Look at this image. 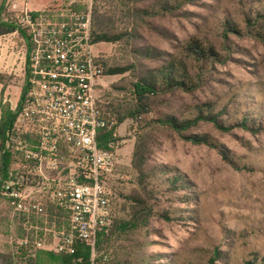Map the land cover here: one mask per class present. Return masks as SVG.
<instances>
[{
  "label": "rangeland",
  "instance_id": "374dc122",
  "mask_svg": "<svg viewBox=\"0 0 264 264\" xmlns=\"http://www.w3.org/2000/svg\"><path fill=\"white\" fill-rule=\"evenodd\" d=\"M23 1L39 11L63 0H0L1 18L11 20L12 4ZM162 5L172 9L161 10ZM80 6L90 7L91 20L94 8L106 14L103 27L109 36L136 34L137 40L162 51L183 46L195 37L215 44L226 56L210 69V85L204 84L193 95L177 92L159 96L146 113L121 122L116 117L125 109L113 114L116 123L109 148L115 165L108 181L112 204L106 230L100 234L113 230L115 217H128L121 211L127 205L123 196L139 188L131 165L132 152L137 139L147 132L152 148L147 172L151 175L148 188H153V215L146 228L128 231L125 237L114 235L99 251L96 240L93 258L103 257V264H208L217 251L222 257L217 264H243L254 258L259 264L264 260V41L245 31L243 19L252 9L264 11V0H125L123 4L118 0H84ZM224 18L237 23L241 33L224 35L220 28ZM132 48L128 37L93 43V53L103 66L96 88L97 104L102 108L130 104L138 67ZM24 59L25 45L17 33L0 36V100L11 110L23 85ZM142 64L149 69L156 66L149 61ZM110 68L127 70L109 75ZM205 102L214 103L216 110L226 104L227 113L220 119L232 124L246 117L250 130L235 127L222 131L200 122L196 129L183 133L206 139V143H193L156 122L170 111L187 116ZM158 167L166 174H158ZM159 175L162 179L180 177L186 189L169 192ZM6 183L8 180L1 189L5 199L0 201V264H59L47 250L30 258L18 240L42 239L50 245L51 230L66 228L65 213L48 193L36 194L33 200L48 216H33L21 226L19 214H12L3 193ZM51 215L62 217L54 227Z\"/></svg>",
  "mask_w": 264,
  "mask_h": 264
},
{
  "label": "built area",
  "instance_id": "2783aa9c",
  "mask_svg": "<svg viewBox=\"0 0 264 264\" xmlns=\"http://www.w3.org/2000/svg\"><path fill=\"white\" fill-rule=\"evenodd\" d=\"M81 1L63 0L39 11L26 1L11 6L29 49L24 90L12 108L7 135L12 167L3 193L12 214L27 218L48 216L33 200L48 193L66 222L65 229L51 230L50 245L18 240L30 258L46 250L73 255L78 245L90 248L92 258L109 217L115 156L111 142L109 150L98 145V134L112 130L115 121L97 104L103 66L92 50L90 7H81ZM50 218L52 227L62 219Z\"/></svg>",
  "mask_w": 264,
  "mask_h": 264
},
{
  "label": "trees",
  "instance_id": "16d2710c",
  "mask_svg": "<svg viewBox=\"0 0 264 264\" xmlns=\"http://www.w3.org/2000/svg\"><path fill=\"white\" fill-rule=\"evenodd\" d=\"M125 0H118L119 4H123ZM179 1V0H177ZM193 1V0H181ZM161 10H171V6L162 5ZM105 13H99L96 8L93 9L91 20V36L92 43L111 42L128 37L132 41V49L135 52L138 67L136 71L135 82L130 89L131 102L127 103V107L123 108L120 105H107L106 108L98 107L103 113V116L108 119H114L113 114L118 113L119 108L125 109L123 113L116 117L117 122H121L126 118H136L146 113L154 104L155 99L163 95H174L177 92L193 95L206 84L210 85L212 73L210 69L217 63L223 62L226 56L222 55L219 48L209 42L199 38H192L185 45L180 47L170 48V50H159L147 45L145 42L136 39V34H117L109 36L108 32L103 27ZM107 17V16H106ZM245 31L252 37L264 41V11L250 10V13L244 15ZM221 31L226 35L227 32L235 34L241 33L240 26L234 21L224 18L221 22ZM17 33L23 40L25 45V59L23 63V71H26L27 51L29 49V41L24 31L18 29L15 22L11 20H3L1 18L0 9V36ZM170 51V52H168ZM228 51V50H227ZM142 61L155 63V68H146ZM127 68H110L107 70L109 75H119L124 73ZM25 77V75H24ZM25 83L21 87V92L24 90ZM109 107V108H108ZM226 104H221L216 110L214 103L205 102L202 106H196L187 116L183 113L170 111L156 120L160 125L170 129L171 131L182 136L183 139L193 143H206V139L197 134L184 135L187 130H194L200 122L211 123L216 129L226 131L231 128L239 127L241 129L250 130V126L244 119L232 124H226L220 118L226 115ZM216 110V111H215ZM240 109L236 108L238 112ZM236 113V112H234ZM248 113V112H247ZM253 119V118H252ZM13 111L8 104L2 103L0 100V201L5 199L1 193L4 183L8 180V168L11 164L12 155L7 147V135L12 124ZM254 120V119H253ZM116 123V122H115ZM112 130L105 132L100 131L98 134V145L102 149H108L112 137ZM144 133L143 136L137 139L133 152L131 165L137 174L138 190H131L128 195L123 196L127 205L121 207V211H126L128 217L125 219L114 218L113 230L99 234L97 238V248L100 245L108 244L111 237L114 235L124 236L128 231L136 228H146L150 217L153 215V210L150 201L153 200V188H148L150 185L151 175L147 172V162L150 159L152 148L149 144L150 134ZM163 168V167H162ZM158 167V174L164 175L165 171ZM157 175V174H156ZM161 175L158 177L161 178ZM161 182L167 184V190L171 193L186 189V184L176 175L161 178ZM119 197V196H118ZM112 201L110 199V211ZM109 211V214H110ZM21 226L28 224L29 219L23 215H19ZM19 229L22 230V227ZM51 254V253H49ZM52 258L57 260L59 264H103V257L95 256L91 258L90 248L84 245L76 247V253L73 255L66 254H51ZM222 260L217 251H213V256L209 258L208 264H217L216 261ZM257 259L245 260L243 264H257ZM35 262V260H34ZM145 264V263H144ZM259 264H264V260H259Z\"/></svg>",
  "mask_w": 264,
  "mask_h": 264
}]
</instances>
